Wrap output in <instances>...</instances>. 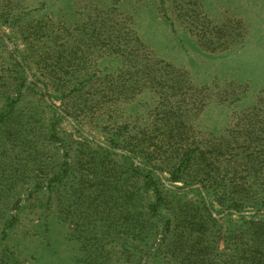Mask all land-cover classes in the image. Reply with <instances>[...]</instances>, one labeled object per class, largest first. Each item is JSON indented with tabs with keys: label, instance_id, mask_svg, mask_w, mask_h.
<instances>
[{
	"label": "rangeland",
	"instance_id": "obj_1",
	"mask_svg": "<svg viewBox=\"0 0 264 264\" xmlns=\"http://www.w3.org/2000/svg\"><path fill=\"white\" fill-rule=\"evenodd\" d=\"M0 21V264H95L100 247V263L131 264L134 248L116 254L131 244L122 200L135 191L131 163L114 157L106 173L98 148L117 133L126 140L118 153L161 164L199 144L215 174L222 160L230 187L208 197L207 214L200 193L163 180L175 236L154 259L141 248L143 260L264 264V217L221 214L254 196L241 163L230 175L241 140L219 146L264 96V0H0ZM45 83L48 93L37 87ZM181 119L186 128L172 130ZM65 160L70 176L50 189ZM92 202L106 222L86 219Z\"/></svg>",
	"mask_w": 264,
	"mask_h": 264
},
{
	"label": "trees",
	"instance_id": "obj_2",
	"mask_svg": "<svg viewBox=\"0 0 264 264\" xmlns=\"http://www.w3.org/2000/svg\"><path fill=\"white\" fill-rule=\"evenodd\" d=\"M5 33L3 24L0 21L1 41L5 39ZM137 41L142 45L139 38H137ZM17 61L25 72L24 62L19 59ZM158 62L163 63L162 61ZM167 66L171 67L170 65ZM37 87L42 92L47 91V93L50 88L46 83L44 86L37 85ZM170 104L174 106L176 104L175 100H171ZM61 117L63 116L61 115ZM5 119L6 113L3 111L0 116V121H4ZM174 122H176L175 125L172 124ZM171 125L173 126L172 130H181L187 126L184 119H181V122L177 120L171 121ZM239 132L235 133V130L229 131L227 136L223 137L227 145L221 143L219 146L221 148L231 146L232 142L241 140V154H239V159L236 163L232 164L235 165V168L231 170L234 172H230V175H236V165L241 163V170L245 173L243 178L244 183L241 186L248 195L253 190L254 196L249 198L247 195H244L240 203L234 202L230 205L224 203L223 205L226 207L221 214L231 216L234 211L241 212V220H244L247 224H251L253 220H247V213L245 212L248 211L247 209H251L249 212L251 219L264 217V96L260 97L254 106L241 113V132ZM51 137L58 139L55 123L52 125ZM125 141L124 136L117 133L109 138V144L105 147L98 146L103 155L102 165L104 172L108 173L111 167V159L117 157L116 163H119L121 160L131 163L130 169L134 175L133 181H136V184L131 186L135 191L122 199L129 209L125 217L128 225H131L128 230L131 244L129 246L123 244L122 251L116 252V254L118 253V255L124 256L128 252L129 247H132L134 248L135 254H133V259L131 258L129 261L131 264H150L149 261L151 259L159 256V250L163 245H166L168 242L170 243L173 240V236H175L174 227L177 215L175 214V209L168 206V197L162 189L164 186L162 183L163 180L170 183L169 191L200 193L202 204L207 214H210L212 209H214L208 197L212 193L218 195L219 193L226 192L230 187L227 185V178H221L223 174L220 172L225 167L222 160L219 161V167L216 170L218 173L215 174L213 166L216 165V162L214 164L209 157L212 151L206 148L203 149L199 144L192 143L191 145L184 143L179 149H171V158L166 163L161 164L149 156L142 158L143 161H141L138 158V154H132V152H127V154L118 153L117 149ZM256 142L260 143V145L258 148H253L251 144ZM228 167L230 165H226V168ZM114 169L116 170L117 168L115 167ZM62 170H65L64 174L62 176L57 175V180L54 178L48 184L50 189L54 185L56 186V184L61 185L66 177L70 176V162L65 160L62 165ZM227 172L229 173V170ZM227 172L226 170L224 171L225 175ZM114 179L115 176L113 177ZM178 184H182V186ZM195 185H198V187L194 188ZM141 190L143 192L139 193ZM114 199H121V197ZM117 203L119 204L120 200H117ZM93 207L95 209L90 211V215L86 219H96L98 216H102L103 218L100 220L106 222L110 216L105 211H99L95 202L90 203L89 210ZM119 211H121V208ZM213 220L215 222L218 221L215 218ZM119 228V226H115L114 230L116 231ZM141 248L148 250L151 259L143 260V257L140 256V253L143 252ZM98 251L103 252L105 249L104 247H100V250L95 249L93 252H90L91 254L97 255L94 263L102 264L101 257L97 254Z\"/></svg>",
	"mask_w": 264,
	"mask_h": 264
}]
</instances>
